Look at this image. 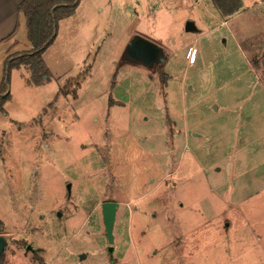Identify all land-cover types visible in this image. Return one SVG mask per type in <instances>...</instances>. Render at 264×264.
Segmentation results:
<instances>
[{"label": "rangeland", "instance_id": "rangeland-1", "mask_svg": "<svg viewBox=\"0 0 264 264\" xmlns=\"http://www.w3.org/2000/svg\"><path fill=\"white\" fill-rule=\"evenodd\" d=\"M186 3L77 0L40 83L0 59L3 264H264V0Z\"/></svg>", "mask_w": 264, "mask_h": 264}, {"label": "trees", "instance_id": "trees-1", "mask_svg": "<svg viewBox=\"0 0 264 264\" xmlns=\"http://www.w3.org/2000/svg\"><path fill=\"white\" fill-rule=\"evenodd\" d=\"M212 3L222 17H228L240 8L239 0H212ZM76 5L77 0H22L18 5V11L25 19L27 40L31 49L21 54L7 56L3 63L4 72L25 67L31 72V80L40 83L45 74L42 53L55 37L57 22L71 15ZM153 67H156V72L159 73L162 65L156 64ZM5 80L7 82L8 77ZM3 81L0 82V111H3V104L8 99V93L4 94L6 84ZM1 260L0 256V264H3Z\"/></svg>", "mask_w": 264, "mask_h": 264}, {"label": "water", "instance_id": "water-1", "mask_svg": "<svg viewBox=\"0 0 264 264\" xmlns=\"http://www.w3.org/2000/svg\"><path fill=\"white\" fill-rule=\"evenodd\" d=\"M160 52V48L155 43L142 39L135 38L126 48V56L128 59L138 62L146 67H153L155 63L162 65L164 63L163 57L158 59V54ZM264 54V52H263ZM118 209V203L115 201H104L101 203V217L102 224L104 228V237L106 238L109 246L108 253L111 254L113 247L111 244L113 243V224L116 217V212ZM5 246V239L0 236V255L3 253ZM27 250H31V246H26Z\"/></svg>", "mask_w": 264, "mask_h": 264}, {"label": "crops", "instance_id": "crops-1", "mask_svg": "<svg viewBox=\"0 0 264 264\" xmlns=\"http://www.w3.org/2000/svg\"><path fill=\"white\" fill-rule=\"evenodd\" d=\"M21 1L22 0H0V44L6 45V46L4 45L5 47H3L4 51L0 53V57H1L0 59H3V61H5L4 59L9 55L21 54L31 49L30 43H25L24 40H22L21 42L18 40H14L15 33L20 28L19 19L23 18L25 22L23 15L21 14V12L18 11V5ZM170 1H175V0H170ZM239 1H240V8L228 17L232 18L240 13L242 0ZM186 4H187V8H191L189 2ZM218 15L222 18L223 23H225V21L229 19L228 17H222L219 13ZM18 45L19 47L20 45H22L21 48L17 47ZM12 49H17V50H14L15 51L14 53H10Z\"/></svg>", "mask_w": 264, "mask_h": 264}, {"label": "built area", "instance_id": "built-area-1", "mask_svg": "<svg viewBox=\"0 0 264 264\" xmlns=\"http://www.w3.org/2000/svg\"><path fill=\"white\" fill-rule=\"evenodd\" d=\"M201 0H188V2L190 3V5H196L197 3H199Z\"/></svg>", "mask_w": 264, "mask_h": 264}, {"label": "flooded vegetation", "instance_id": "flooded-vegetation-1", "mask_svg": "<svg viewBox=\"0 0 264 264\" xmlns=\"http://www.w3.org/2000/svg\"><path fill=\"white\" fill-rule=\"evenodd\" d=\"M106 250H107V252H108V250H109V246H107L106 247ZM112 251H113V249H112ZM112 251H111V253H112ZM110 254V253H109ZM111 255V254H110Z\"/></svg>", "mask_w": 264, "mask_h": 264}]
</instances>
